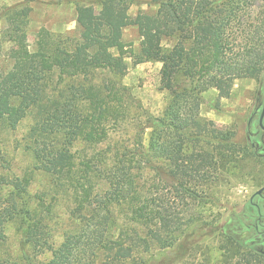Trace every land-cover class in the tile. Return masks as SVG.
Listing matches in <instances>:
<instances>
[{
	"label": "trees",
	"instance_id": "obj_1",
	"mask_svg": "<svg viewBox=\"0 0 264 264\" xmlns=\"http://www.w3.org/2000/svg\"><path fill=\"white\" fill-rule=\"evenodd\" d=\"M93 1L98 9L76 5V22L86 32L80 38L42 27L30 43V7L0 12V53L12 61L0 71V132L32 117L21 148L33 169L49 177L51 198L68 202L79 221L59 241L51 239L45 196L28 192L31 174H1L0 244L13 222L23 248L47 254L43 264H158L147 260L157 249H171L166 264H177L211 233L199 208L213 199L211 183L237 176L239 154L249 155L247 136L209 126L199 107L210 88L219 105L237 79H259L264 0H149L156 9L134 17L128 10L139 0ZM130 24L140 35L137 52L123 39ZM126 57L161 62L170 97L160 114L142 109L130 120L134 98L121 83ZM128 123L132 143L103 147L108 127ZM5 162L0 150V166ZM230 219L219 264H264L252 228L238 232L244 214Z\"/></svg>",
	"mask_w": 264,
	"mask_h": 264
},
{
	"label": "rangeland",
	"instance_id": "obj_2",
	"mask_svg": "<svg viewBox=\"0 0 264 264\" xmlns=\"http://www.w3.org/2000/svg\"><path fill=\"white\" fill-rule=\"evenodd\" d=\"M139 4L130 6L128 12L134 17L139 11L153 12L156 7L148 5L149 0H139ZM78 3L92 4L98 9L93 0H0V12L3 8L12 5H27L30 7L28 36L30 43L34 42L36 32L44 27L54 33H63L71 37H85L86 32L76 22V5ZM5 26L4 18L0 16V29ZM123 39L131 44L134 50H139L140 35L135 25L130 24L123 29ZM164 44L169 42L164 41ZM12 65L6 52L0 53V71L8 70ZM162 64L159 61L146 60L141 63L133 62L131 57L125 58V74L121 83L125 85L134 100L130 101V120L140 115L142 109L158 115L170 97L169 92L162 87ZM263 101V73L259 79H237L229 94L217 102V90L210 88L202 93L199 107L200 116L211 127L234 131L241 138L246 137L250 144L249 155L243 152L239 157L243 160L235 164L237 176H225L221 182L211 183L214 196L211 200L204 199L199 208L203 209L204 217L208 223V233L203 238L202 245L197 250L190 251L185 257L177 258V264H200L208 261L210 264H219L222 254L221 236L225 235L224 226L230 222L233 212L243 213L244 219L239 223V231L251 229L256 210L249 203L250 196L264 185V140L261 131L257 128V117ZM138 107L136 108V106ZM32 117L24 118L16 130L0 132V150L8 162L0 166V175L13 173L22 175L31 174V184L28 192L31 196L38 194L45 196V205H49L50 215L47 218L51 239L59 241L64 231L75 229L79 224L77 219L68 213L69 203L65 200H54L50 195L49 177L40 171L34 170V161L29 152L21 148V138L25 135ZM134 121H131V123ZM134 129L131 124L119 128L108 127L105 133L103 147L108 143L120 140L122 144L132 143ZM147 143V131L141 134V146ZM258 201V197L255 198ZM264 222V211H263ZM79 227V226H78ZM6 240L0 244V264H43L47 254L38 255L27 245L21 244V233L18 225L9 222L6 225ZM252 238L260 240V234L253 232ZM247 249H251L247 247ZM171 249L153 250L147 256L149 263L166 264L169 261ZM108 264V262H107Z\"/></svg>",
	"mask_w": 264,
	"mask_h": 264
},
{
	"label": "flooded vegetation",
	"instance_id": "obj_3",
	"mask_svg": "<svg viewBox=\"0 0 264 264\" xmlns=\"http://www.w3.org/2000/svg\"><path fill=\"white\" fill-rule=\"evenodd\" d=\"M263 103V101H262ZM262 111V107L260 108V111L258 113L257 117V128L259 131H261V136L262 140H264V128H262L259 125V117ZM263 127H264V116H263V121H262ZM264 148V145H262ZM264 155V154H263ZM263 188L260 193H257V191ZM258 188L255 193H253L250 198H249V203L251 206L256 210L257 215L254 217L253 221L251 224H248L253 230V232L259 233L260 234V240H253L256 242L257 246H260V250L264 252V222H263V211H264V185ZM258 197V201H255V198ZM251 230V229H250Z\"/></svg>",
	"mask_w": 264,
	"mask_h": 264
},
{
	"label": "water",
	"instance_id": "obj_4",
	"mask_svg": "<svg viewBox=\"0 0 264 264\" xmlns=\"http://www.w3.org/2000/svg\"><path fill=\"white\" fill-rule=\"evenodd\" d=\"M263 103H262V111H261V114H260V117H259V125L263 127V124H262V121H263V116H264V62H263ZM263 188H260L257 193H260L262 191Z\"/></svg>",
	"mask_w": 264,
	"mask_h": 264
}]
</instances>
